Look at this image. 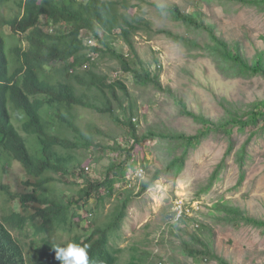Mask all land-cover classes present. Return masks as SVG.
Wrapping results in <instances>:
<instances>
[{
  "label": "rangeland",
  "instance_id": "rangeland-1",
  "mask_svg": "<svg viewBox=\"0 0 264 264\" xmlns=\"http://www.w3.org/2000/svg\"><path fill=\"white\" fill-rule=\"evenodd\" d=\"M17 1L0 4V32L5 39L9 71L17 65L14 47H26L25 40L8 25L22 14ZM130 3L134 5L129 13L149 22L148 26L132 35V45L139 60L152 74H157V85L134 82L132 75L124 72L117 60L107 53L95 54L93 64L88 63L85 70H91L98 77H106L107 82L122 80L126 84L134 102V117L131 120L135 125L137 141L133 140L124 125L99 109L100 98L94 88L88 87L90 76L77 67L76 71L84 75V83L71 82L77 88V94L83 92V101L93 108L75 105L63 111V116L72 126L61 123L54 110H49L47 116L53 124L52 131L60 137L77 142L78 136L73 130L76 128L91 144L70 152L62 150L74 159L66 164L68 175L62 178L59 174H52L54 180L47 186L50 195L74 193L82 184L81 174L91 180H102L110 161L118 163L129 157L136 167L143 168V177L139 178L136 170L129 167L123 180L112 186L113 196L105 201L103 207L96 209V201L92 199L89 206L94 212L86 217L85 210L80 211L81 217H85L79 221L81 229L89 225L87 218L90 216L96 215V222L100 223L120 202L121 192L132 190L120 229L111 233V245L120 249L118 264H130L134 258L132 264H218L186 252L184 244L199 248V241L209 242L210 250L230 264H264V230L244 225L234 228L224 224L217 219V211L213 208L219 201L227 202L240 207L248 215L264 219V131L250 139H247L249 132H233V150L229 154H226L228 139L225 135L202 137L197 146H191L183 155L177 175L165 171L166 163L172 158L168 154L171 147L173 154H181V149L170 146V138L165 136L194 134L204 127L184 110L215 122L223 116L227 103L244 109L245 105L264 99V78L232 75L221 69L219 62L209 55L205 47L212 42L207 31L188 28L173 18L169 7L177 6L185 13L201 12L205 23L218 38L229 48L237 47L249 59L258 52L264 58V5L239 0H130ZM50 28L43 26L45 32H51ZM84 37L85 40L91 39ZM109 37L112 46L122 51L131 62L133 55L121 36L115 31ZM59 68L58 62L49 64L44 74L56 79ZM117 96L121 97L122 92L118 90ZM109 98L116 109V98L111 94ZM8 107L11 112L10 102ZM42 113L45 114V110ZM115 113L119 114L120 110ZM19 115L21 118L16 119L11 112V120L26 139L29 152L34 154L35 138L21 130L22 115ZM149 131L153 135L144 137ZM158 142L165 144L158 145ZM246 142L242 172L235 160V151ZM115 145L120 148L131 146L130 153L122 152ZM220 162L224 165L217 177L211 179ZM87 166V171L81 170ZM157 170L160 173L156 174L154 182L140 191L141 183L154 176ZM36 180L27 175L16 160L7 154H0V217L5 206L6 210L11 207L21 210L17 195L30 192L35 188ZM40 192L39 189L35 191L36 194ZM176 200H181L189 212L182 221L173 222L170 214ZM26 206L30 213L35 210V202H26ZM10 230L22 245L28 244L32 238L30 227L22 231ZM72 230L80 231L78 227ZM193 235L197 236L196 240L191 238ZM70 237L66 230L60 229L52 235L58 242H67Z\"/></svg>",
  "mask_w": 264,
  "mask_h": 264
},
{
  "label": "trees",
  "instance_id": "trees-1",
  "mask_svg": "<svg viewBox=\"0 0 264 264\" xmlns=\"http://www.w3.org/2000/svg\"><path fill=\"white\" fill-rule=\"evenodd\" d=\"M9 1L14 0H0V4ZM239 1L264 5V0ZM17 3L22 9V14L8 25L16 35L25 40L26 47L22 48L21 45L14 47L17 65L9 71L5 39L0 32V154L9 155L20 163L27 175L37 180L34 183L35 188L30 192L17 195L21 210L12 207L6 210V206L4 207L0 217V264H60L55 258L52 246L63 245L66 242H58L52 238L58 229L67 231L71 236L69 241L88 245L90 261L95 260L96 264H118L120 249L111 245L113 236L111 233L120 229L132 190L121 192L123 196L120 202L100 223L96 222V215L90 216L91 218H87L89 225L81 229L79 221L85 217H81L80 211L84 209L86 217L91 215L94 210L89 206V201L92 199L96 201V209L103 207L105 201L113 196L112 186L123 180L127 169L133 167L135 171L142 167H136L129 161V157L118 163L110 161L102 180H91L81 174L82 184L74 193L64 195L61 192L57 196L50 195L47 186L54 180L52 174H59L62 178L69 174L66 164L72 162L74 158L69 153L65 155V151L89 147L91 142L76 128L73 130L77 133V142L60 137L52 131L53 124L47 115L49 110H54L53 113L61 123L72 126L63 116V111H68L75 105L93 108L91 104L83 101L85 98L83 92L77 94V88L71 82L73 80L83 85L84 75L76 71L79 67L90 76L88 87L94 88L99 96V109L108 112L118 124L124 125L133 140L137 141L135 125L131 120L134 117V102L126 84L122 80L107 82L106 77H98L91 70L85 69L88 63L93 64L95 54L107 53L117 60L124 72L132 75L134 82L157 83V74H152L146 64L139 60L132 45V35L148 26L149 22L137 14L129 13L134 5L130 0H18ZM169 10L173 18L188 28H201L207 31L212 42L205 47L209 55L219 62L221 69L232 75L264 78V58L261 52L247 59L237 47L229 48L226 42L211 31L201 12H181L174 5L170 6ZM43 26L51 27V32H45ZM115 31L128 45L130 54L133 55L131 62L124 57L122 51L112 46L109 35ZM84 36L92 38L95 42L88 45ZM170 36L175 38L172 34ZM56 62L60 68L56 70L58 74L55 79L44 74V71L46 66ZM84 64L85 68L82 67ZM118 90L122 92L121 97L117 96ZM109 94L117 100L116 109L112 106ZM9 102L14 117L18 119L21 118L19 114L22 115L21 130L35 138L34 154L29 152L26 139L11 120ZM42 110H45V114ZM116 110H120V113L116 114ZM184 113L200 121L204 127L194 134L179 133L165 136L170 138V146L181 149L180 155L173 154L172 147L168 152L172 158L166 163L165 171L169 170L174 175L181 170L183 155L191 146H197L202 137L210 134L225 135L228 139L226 154H229L233 150L231 139L233 132H249L247 139H250L264 131V99L253 101L245 105L244 109L234 108L233 104L227 103L223 116L215 122L186 110ZM152 135L153 133L149 131L143 136ZM247 142L235 151V160L242 172ZM164 144L158 142V145ZM115 147L122 152L130 153L131 146ZM223 165V162H220L216 166L211 179L217 177ZM81 170L84 171V167ZM159 173L160 170H157L149 180L143 181L140 191L147 189ZM36 189L42 192L36 194ZM6 193L11 195L9 191ZM26 202H35V210L32 213L27 210ZM213 208L217 211V219L224 224L234 228L244 225L264 230V219L248 215L238 206L219 201ZM174 216L175 212L172 211L170 217L173 222L182 221L187 217L182 215L178 220H174ZM74 219H78V222H74ZM26 227L32 229V238L28 244L22 245L15 239L10 228L22 231ZM74 227H78L80 231L74 232L72 230ZM191 238L196 240L197 236L193 235ZM198 245L200 247L195 248L184 244V248L193 257H204L207 261L214 260L218 264H230L224 257L210 250L209 242L199 241ZM134 260L135 258L131 259L130 264Z\"/></svg>",
  "mask_w": 264,
  "mask_h": 264
},
{
  "label": "clouds",
  "instance_id": "clouds-1",
  "mask_svg": "<svg viewBox=\"0 0 264 264\" xmlns=\"http://www.w3.org/2000/svg\"><path fill=\"white\" fill-rule=\"evenodd\" d=\"M85 65L82 67L85 68ZM52 247L55 250V258L60 261V264H96L95 260L90 261L88 245L69 241L63 245L56 244Z\"/></svg>",
  "mask_w": 264,
  "mask_h": 264
},
{
  "label": "built area",
  "instance_id": "built-area-1",
  "mask_svg": "<svg viewBox=\"0 0 264 264\" xmlns=\"http://www.w3.org/2000/svg\"><path fill=\"white\" fill-rule=\"evenodd\" d=\"M92 39V38H91ZM91 39H87L86 43L88 45L93 44L94 41H92ZM89 169V167H84V170L87 171ZM136 174L139 178L143 177L144 171L142 168H137L136 169ZM189 208L185 206V204L181 201V200H176L174 202L173 205V211L175 212V216H174V220H178L179 218H181L182 215H186L188 214Z\"/></svg>",
  "mask_w": 264,
  "mask_h": 264
}]
</instances>
